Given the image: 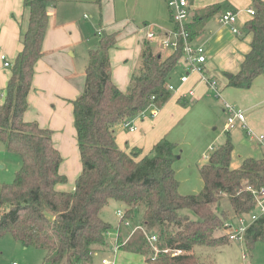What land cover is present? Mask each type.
Listing matches in <instances>:
<instances>
[{
    "label": "trees",
    "instance_id": "trees-1",
    "mask_svg": "<svg viewBox=\"0 0 264 264\" xmlns=\"http://www.w3.org/2000/svg\"><path fill=\"white\" fill-rule=\"evenodd\" d=\"M55 4L56 0L23 3L28 16L23 48L11 67L0 103V143L20 158L13 181L0 184V238L9 234L25 248L44 251L43 264H88L94 253L110 248L112 226L102 214L114 202L123 209L114 243L119 250L143 256L146 264H202L196 248L230 243L225 234H216L228 219L212 208L226 196L234 215H251L255 210L252 191L264 188V157L246 158L238 169H231L233 145L228 139L199 167L200 192L182 195L173 168L178 159L174 143L161 139L144 156L139 149L120 150L115 128L151 106L161 109L172 98L168 80L182 59V45L162 56L145 43L140 69L123 93L111 80L109 51L116 37L100 32L88 53L83 92L72 102L82 170L73 191H58L56 187L66 184L67 178L59 173L62 158L52 132L23 120L35 65L43 55L47 9ZM251 9L254 15L244 24L252 35L250 51L239 72L228 77V88L248 90L264 75V1L251 0ZM219 10L217 6L195 15V28L188 26L189 39ZM177 103L188 106L181 98ZM135 221L140 230L123 242L120 226ZM145 234L156 236L158 250L182 253L155 254ZM243 241L248 247L264 243V215L246 229Z\"/></svg>",
    "mask_w": 264,
    "mask_h": 264
},
{
    "label": "crops",
    "instance_id": "crops-1",
    "mask_svg": "<svg viewBox=\"0 0 264 264\" xmlns=\"http://www.w3.org/2000/svg\"><path fill=\"white\" fill-rule=\"evenodd\" d=\"M187 1L189 24L193 28L195 15L220 7L218 13L201 23L200 29L191 39L192 45L204 49L205 62L200 65L202 72L188 73L183 61L179 78L172 82V98L156 111V116H152V111L148 110L133 118L132 122L137 128L133 133L119 124L115 128V135L116 144L122 151L130 152L135 148L141 150L144 156L161 139H167L176 145L181 134L184 135V140L189 135V123L194 127L201 123L202 127L201 135L196 132V128L192 129L196 133L197 157L211 149H217L228 139L233 146L238 145L240 149L246 150L245 136L249 138L252 135H264V75L258 77L248 90L227 87V76L239 72L244 57L250 51L252 35L244 29V24L250 19L246 11L251 9V0ZM23 3L24 0H0V55H4L11 65L5 68L0 62V103L5 96L11 67L23 48L21 37L28 22ZM225 11L238 13L235 24L238 33H233L230 26L220 24V15ZM47 15L43 55L35 65L23 120L52 132L53 144L62 158L59 173L67 178V183L58 185L56 189L71 192L82 170L73 125L72 102L83 92L88 53L97 44V35L102 32L116 37L115 46L109 51L111 80L125 93L131 78L140 69V56L145 43L155 54L165 56L170 53L162 49L160 41L171 32L173 23L165 0H100V3L95 0H56V4L47 9ZM146 28L155 34L154 40L145 39ZM182 77L187 78L184 83L180 81ZM202 77L217 83L220 99L209 92L206 83L200 81ZM190 92L193 94L190 95ZM180 98L188 103L187 107L177 103ZM226 102L241 109L245 116L244 126L242 123H235L233 128H227V114L223 107ZM148 114L151 118H145ZM219 127L220 130L217 131ZM216 144L219 146L214 148L213 145ZM176 153L178 159L173 168L179 182V193H199L203 184L198 169L207 161L200 162L202 157L199 156L198 161L183 167L177 148ZM184 170L191 174L189 178H183L181 173ZM187 180L193 183L186 185ZM109 204L120 208L117 203ZM138 228L129 230V225L120 226L121 237L125 235L123 242Z\"/></svg>",
    "mask_w": 264,
    "mask_h": 264
},
{
    "label": "rangeland",
    "instance_id": "rangeland-1",
    "mask_svg": "<svg viewBox=\"0 0 264 264\" xmlns=\"http://www.w3.org/2000/svg\"><path fill=\"white\" fill-rule=\"evenodd\" d=\"M183 66V60L180 59L175 70L170 75L168 85H171L174 88L172 82H175V79L179 78ZM226 103L230 106H233L237 111H241V109L235 104L230 102ZM225 116L227 125V115ZM145 118H151L150 114L146 115ZM202 122L204 123V120ZM194 128H196V132L201 135V123L197 124L196 127H194L192 123H189V135L186 136L184 140V135L181 134L180 140L175 142L177 146V152L181 159L180 163L183 167L190 165V162L198 161L199 156L202 157V161L200 162L208 161L209 156L214 150L211 149L207 153L205 152L204 155H199L197 157L196 146L198 145H196V133L195 131L192 132V129ZM219 130L220 127L217 131ZM207 132L210 133L209 131ZM212 132L213 131H211V134H213ZM224 136L226 137L225 134ZM245 139L246 140L244 142H246V150L240 149L238 145L233 146V152L230 161L231 169H238L242 161L246 158L261 159L264 157V144H260L257 140L250 136L249 138L245 136ZM215 146L218 147L219 145H213L214 148ZM19 168V156L17 154L8 152L5 146L0 143V184H10ZM181 174L183 178H189L191 176L188 170H184ZM190 181L191 180L185 181L186 185L193 183V181ZM195 181L197 182L198 188H200L198 178H196ZM118 210L122 211L123 209L121 207L119 208L118 206H115V204H109L102 214L103 218L112 226V229L108 235V244L110 248L116 241L118 227L116 212ZM212 210L216 213L223 214L226 219H231V217L234 216L226 196H223L220 200V203L217 206H214ZM187 214L192 219H196V217L190 212H187ZM137 224L138 221H135L133 225L129 226V230H133L135 227H137ZM223 231L224 230L222 227V230L216 234L223 235ZM124 238L125 235L122 237V241ZM110 248L103 252L94 253L91 262L88 264H101L102 259H106L110 262L112 261L113 264H146L145 258L141 255L128 253L122 250L113 255ZM195 252L200 258L202 264H264V243L261 242H257L252 247H248L244 241H235L214 248L199 247L195 249ZM44 256V251L34 248H25L17 243L9 234H6L0 238V264H43Z\"/></svg>",
    "mask_w": 264,
    "mask_h": 264
},
{
    "label": "built area",
    "instance_id": "built-area-1",
    "mask_svg": "<svg viewBox=\"0 0 264 264\" xmlns=\"http://www.w3.org/2000/svg\"><path fill=\"white\" fill-rule=\"evenodd\" d=\"M167 8L170 11L171 19L173 23V28L171 32L160 41V46L163 50L166 51H175L179 44L182 45V60L184 61L188 73H201V64L205 62L204 49L202 47H195L191 44L189 39V5L187 0H165ZM247 14L249 16L254 15L252 9H248ZM238 20V13L234 11H225L220 15L219 22L224 26H230L233 33H238L235 24ZM145 34V39L152 41L155 38V34L147 29ZM0 62L3 63L5 68L10 67L11 65L7 62V59L4 55H0ZM186 77L180 79L181 83L186 81ZM203 83H206L209 92L216 98H221L220 89L218 88L217 83L214 80L207 78H201ZM167 89L170 92L174 91V88L171 85L167 86ZM190 95L193 93L190 92ZM224 112L227 114V128L231 129L235 123H242L245 125V116L242 111H237L233 106L224 103ZM151 115L154 116L157 111L154 106L149 107ZM144 114V113H143ZM141 114V115H143ZM140 115V116H141ZM123 128L127 129L129 132L133 133L137 130L136 126L133 124L132 120H126L120 124ZM252 137L257 140L260 144H264V135H252ZM252 195L255 200V210L249 216H236L234 215L231 219H228L223 225V232L230 242L243 241V235L246 229L255 222L259 217L264 215V188L259 190L252 191ZM123 213L121 210L116 212L117 219H122ZM123 226H128V222H124ZM133 234V232H132ZM129 237H131V235ZM147 241L153 247L154 253L163 252L165 254H171L172 256L180 255L181 251H169V250H158L155 246L157 241L156 236L153 234H145ZM119 249L118 245L111 247V253L115 255ZM102 264H113L112 261L102 260Z\"/></svg>",
    "mask_w": 264,
    "mask_h": 264
},
{
    "label": "water",
    "instance_id": "water-1",
    "mask_svg": "<svg viewBox=\"0 0 264 264\" xmlns=\"http://www.w3.org/2000/svg\"><path fill=\"white\" fill-rule=\"evenodd\" d=\"M227 77H229V75Z\"/></svg>",
    "mask_w": 264,
    "mask_h": 264
}]
</instances>
